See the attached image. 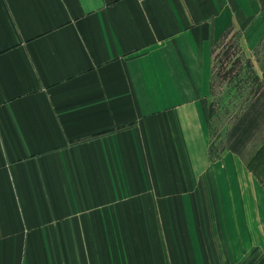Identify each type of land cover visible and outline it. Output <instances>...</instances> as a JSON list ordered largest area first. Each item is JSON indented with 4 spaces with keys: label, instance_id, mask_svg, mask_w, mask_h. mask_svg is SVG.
<instances>
[{
    "label": "crops",
    "instance_id": "0c3cea01",
    "mask_svg": "<svg viewBox=\"0 0 264 264\" xmlns=\"http://www.w3.org/2000/svg\"><path fill=\"white\" fill-rule=\"evenodd\" d=\"M228 33L264 0H0V264H264L250 156L212 150Z\"/></svg>",
    "mask_w": 264,
    "mask_h": 264
},
{
    "label": "rangeland",
    "instance_id": "374dc122",
    "mask_svg": "<svg viewBox=\"0 0 264 264\" xmlns=\"http://www.w3.org/2000/svg\"><path fill=\"white\" fill-rule=\"evenodd\" d=\"M214 52L212 150L231 148L251 160L264 143V41L246 51L240 37L228 33Z\"/></svg>",
    "mask_w": 264,
    "mask_h": 264
},
{
    "label": "trees",
    "instance_id": "16d2710c",
    "mask_svg": "<svg viewBox=\"0 0 264 264\" xmlns=\"http://www.w3.org/2000/svg\"><path fill=\"white\" fill-rule=\"evenodd\" d=\"M248 166L264 186V143L252 156L251 160L248 163Z\"/></svg>",
    "mask_w": 264,
    "mask_h": 264
}]
</instances>
